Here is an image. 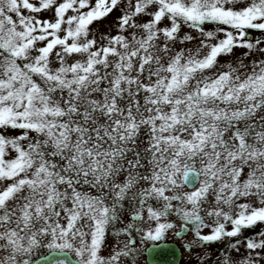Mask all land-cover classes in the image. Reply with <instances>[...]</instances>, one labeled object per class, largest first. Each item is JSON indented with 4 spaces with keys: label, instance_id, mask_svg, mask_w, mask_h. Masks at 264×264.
<instances>
[{
    "label": "snow or ice",
    "instance_id": "snow-or-ice-1",
    "mask_svg": "<svg viewBox=\"0 0 264 264\" xmlns=\"http://www.w3.org/2000/svg\"><path fill=\"white\" fill-rule=\"evenodd\" d=\"M253 32L264 0H0V264H264V59L219 63Z\"/></svg>",
    "mask_w": 264,
    "mask_h": 264
},
{
    "label": "rangeland",
    "instance_id": "rangeland-1",
    "mask_svg": "<svg viewBox=\"0 0 264 264\" xmlns=\"http://www.w3.org/2000/svg\"><path fill=\"white\" fill-rule=\"evenodd\" d=\"M241 6H243V5H241ZM40 15L42 18H51L53 14L51 12H45V13H42ZM118 16H120L119 10L114 11L107 18L103 19L102 21H98L92 25V32L98 40L104 34H111V35L116 34L115 21H116V18ZM144 19H147V17H145ZM167 23H168L167 21L164 22L165 25ZM204 27H205L206 31L207 30H214L216 28V25L206 24ZM185 34H191L194 37H196V39L194 41H192L190 43H186L184 45L177 43L175 45L173 51L180 50L181 48L194 50L198 46L199 38H200L198 33H196L192 29H189L187 26H183L181 29V32H180V36L182 37ZM253 37L256 39L264 40V34H261L259 32H253L252 35L249 37V39H253ZM261 46L264 47V45H261ZM245 52H246L245 49L237 48L234 50L233 55L220 57V61H219L220 66H225L226 63H231L233 66H238L239 61L242 60L243 63L247 67L242 69L241 71H242V73H246V72L251 71L253 61H258L260 59H264V56L260 55L259 53L245 57V55H244ZM219 70H220V68L218 67L214 71H219ZM206 74L212 75L213 72H208ZM3 134L5 136H8V137H15V136L20 135L21 133L19 130H4ZM141 147H143V145H141ZM14 155H15L14 153H11L8 158L11 159ZM252 203L255 204L256 201L253 200ZM261 231H264V224H258L257 226H255L252 229L245 230L240 239L241 240H243L244 238H257L258 239L257 233H259ZM205 233H207V230H205ZM169 239L176 241L178 243V245H180V243H181V241L176 240L174 237L170 236ZM190 239H191V234L188 235L186 240H190ZM110 244H111V241H109V245ZM226 244H227V241L209 246V249L206 252H204V257L206 259H209V264H217V262L221 260L222 256L224 255V249H225ZM180 248H181V259H180L179 264H197V261L200 259L202 250L197 249L193 253L189 254L182 247H180ZM244 252H245V249L243 247H241L240 256H243ZM108 254L109 253H108V250L106 248L105 251L103 252V255L107 256ZM231 257H232V260L236 261L238 264L239 258L235 252L231 253Z\"/></svg>",
    "mask_w": 264,
    "mask_h": 264
},
{
    "label": "water",
    "instance_id": "water-1",
    "mask_svg": "<svg viewBox=\"0 0 264 264\" xmlns=\"http://www.w3.org/2000/svg\"><path fill=\"white\" fill-rule=\"evenodd\" d=\"M169 247L175 252V255L173 256L171 253H166L160 257V260L163 264H178L181 255L179 246L173 241Z\"/></svg>",
    "mask_w": 264,
    "mask_h": 264
},
{
    "label": "flooded vegetation",
    "instance_id": "flooded-vegetation-1",
    "mask_svg": "<svg viewBox=\"0 0 264 264\" xmlns=\"http://www.w3.org/2000/svg\"><path fill=\"white\" fill-rule=\"evenodd\" d=\"M171 240V239H170ZM179 263H180V261H179Z\"/></svg>",
    "mask_w": 264,
    "mask_h": 264
}]
</instances>
